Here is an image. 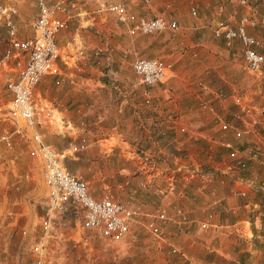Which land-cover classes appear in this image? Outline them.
Returning <instances> with one entry per match:
<instances>
[{
	"label": "crops",
	"instance_id": "1",
	"mask_svg": "<svg viewBox=\"0 0 264 264\" xmlns=\"http://www.w3.org/2000/svg\"><path fill=\"white\" fill-rule=\"evenodd\" d=\"M105 1L121 2L142 16L165 13L163 7H157L161 0ZM170 1L166 2L169 6L179 2ZM256 28L247 30L262 40ZM55 42L56 71L43 75L33 88L43 141L61 151L84 137L86 146L77 166L90 194L129 201L139 209L120 241L105 247L102 257L88 253L87 259H101L97 264H242L245 257L234 248L246 240L250 247L247 253L255 256L258 250L264 264V236L255 239L263 229L256 193L258 188L264 192V129L261 135L251 132L237 140L228 131L226 144L216 142L214 137L221 134L211 125L212 118L218 119L217 113L220 119L229 120L236 106H229L228 100H213L211 90L218 89L213 76L207 79L209 88L199 86L194 78H203L205 69L199 60L176 65L173 77L167 75L144 87L118 64L120 53L113 52L116 48L111 47L109 36L100 38L88 32L79 36L61 28ZM109 46V56L117 60L111 68L105 57ZM93 53L97 55L93 57ZM204 100L211 108L200 110ZM180 125L183 130H179ZM248 141L255 146H249ZM212 144L216 148L209 151ZM226 145L245 160L246 168L224 175L230 165L221 161ZM67 164L70 171L76 165ZM176 168L174 193L158 195L154 189L166 187V175ZM210 168L218 176L211 175ZM237 177L242 179L240 183L234 181ZM43 188L46 195L44 184ZM240 189L244 195H239ZM161 209L170 220L159 228L153 247L144 236L143 226L148 214ZM176 209H183L192 222L176 224ZM198 221L208 223L204 233H195ZM262 242L263 249L257 248ZM170 246L176 247L178 254L161 253V247ZM78 253L74 250L73 256ZM247 253L246 257L254 261Z\"/></svg>",
	"mask_w": 264,
	"mask_h": 264
},
{
	"label": "rangeland",
	"instance_id": "2",
	"mask_svg": "<svg viewBox=\"0 0 264 264\" xmlns=\"http://www.w3.org/2000/svg\"><path fill=\"white\" fill-rule=\"evenodd\" d=\"M43 1L49 5L53 0ZM67 1L72 2L73 0ZM167 1L170 0H161V3L157 6L159 8L163 7L165 13L154 12V16L161 15L165 19H174L178 26L174 32L163 30L149 34H128L125 27H122L112 14L99 11L93 3L87 0L73 1L74 4L67 6L68 11L64 12L63 15L67 17L66 26L62 30L68 33H77L79 36L81 32H88L100 38L109 36L111 47L116 48L113 49L115 50L113 52H118L120 55H116L118 61L113 56L110 57L109 54L112 53V49L110 46L107 47V53L105 54L107 65L109 64L111 68V65L117 61L118 64L121 63L128 69L127 71L132 77L136 78L137 76L130 66V62L135 57L156 58L167 61L171 63L173 68L187 61L197 63L199 60L205 67L201 72L203 78L199 75L194 78L199 86L209 88L206 82H208V78L213 76V82L218 85V89L211 90L213 91V100L216 102L228 100L229 103L227 104L229 106L231 104L236 106V109L232 110L231 114L233 115L229 120L220 119L217 113L218 119L216 117L212 118L211 125L216 129V132L221 134L214 137L215 140L218 139L216 142L222 140L226 144L228 141H225V133L228 131L236 140L250 134L251 131L249 130L248 133L244 132L236 136L235 130L241 128V123L250 121L253 117L256 118L258 116L257 112L264 111V62L257 72L242 71L237 66L240 60L239 43L234 42L231 48H226L220 39L213 37L212 29L218 25L234 26L240 15L254 14L252 17L264 15V0H243V2H239V0H178L179 2H175V5L172 6H169L171 1L169 5L166 3ZM0 2L12 4L17 11L15 18L16 35L20 38L31 35L30 23L37 14L35 0H0ZM162 2L164 3L163 6L161 5ZM190 6L195 8L196 13L194 15L190 11ZM130 11L133 10L130 9ZM255 30L256 33L260 34L258 36L262 38V40L258 38L262 43L256 51L264 56V28L257 27ZM7 42L6 29L3 24H0V52ZM94 52L96 51L94 50ZM91 55L94 57L97 54L93 53ZM203 56L205 58H202ZM108 57H110V60ZM4 79L5 74L0 77V103L6 97L2 92ZM219 93L223 96H218ZM203 102L206 107L210 106L205 100ZM246 108H248L247 111L244 110ZM199 109L204 110L203 108ZM11 125L10 119H3L0 121V131H10ZM263 129L258 128V125H256L253 133L261 135ZM12 142V147L0 146L2 159L0 165V264H35V254L30 246L40 239V230L32 224L42 214L47 204V198L44 195L38 161L27 156V147L18 138L13 137ZM215 145L208 146L209 151L214 150ZM248 145L255 146L251 141H248ZM220 146L217 144V148H220ZM231 151L228 148L221 155V161L226 162L227 165L232 164ZM233 154L235 155V153ZM81 158L82 151L65 156L63 166L72 175L85 182L83 176L79 174L82 170L77 166ZM67 161L76 163L73 170L70 171L68 164L66 166ZM210 171L211 175L218 176V172L212 173L214 171L212 168H210ZM233 172L236 171L229 174ZM170 173L173 174V172ZM158 188L162 190V193H156L161 196L174 193V190L169 191L166 187ZM129 204L133 206V204ZM52 221L51 236L45 238L43 243L44 264H97V261L99 263L101 259L92 261L93 257L87 259L86 254L90 253V256L93 254L100 258L105 247L122 239H103L95 233L94 229L82 228L80 226V210L73 205H68ZM21 230H24L23 234H21ZM196 230V234L204 233L207 227L203 231L197 228ZM143 233L154 247L153 239L155 237L147 233L146 230ZM255 239H261L259 234ZM242 241L240 240L238 246L236 245L234 248V251H238L239 254L242 253L245 257L241 263L262 264V255L257 253L258 250L255 252V256L253 253H250V255L247 253L250 251L249 244L246 240ZM76 249L79 250V253L75 258L73 252ZM160 250H162L161 253L166 255V251L169 252L168 247H161ZM246 253L249 256H254L255 260L250 261V257L248 255L246 257ZM168 254L172 255L170 252ZM164 260L166 261V258ZM167 264L171 263L168 262Z\"/></svg>",
	"mask_w": 264,
	"mask_h": 264
},
{
	"label": "built area",
	"instance_id": "3",
	"mask_svg": "<svg viewBox=\"0 0 264 264\" xmlns=\"http://www.w3.org/2000/svg\"><path fill=\"white\" fill-rule=\"evenodd\" d=\"M80 1V0H73ZM67 0H53L47 5L43 0H35L37 14L30 23L32 34L20 38L16 35L14 15L17 14L14 6L9 3L0 2V24H3L8 42L3 45L0 52V76L5 74L3 87L6 97L0 103V121L10 119L12 125L10 131H0V146L12 147V138H18L27 147V154L38 161L40 178L46 188L47 204L42 214L33 226L40 230V239L31 244L30 248L35 254V264H44V239L51 236L53 218L65 209L73 205L80 210L81 224L85 229H94L95 233L103 239L118 240L126 232L130 222L139 215V209L130 205L127 201H117L109 197L94 198L86 183L72 175L64 166L63 158L81 151L86 146L84 137L78 138L76 142L68 143L61 151L56 150L44 142L38 129L41 124L37 116V99L33 94L34 86L43 75L54 73L53 62L57 55V44L55 35L61 28L66 26V18L59 16L60 12H67V6L74 2ZM99 11L112 14L115 20L124 25L129 34H149L156 31L168 30L174 32L178 26L174 19H165L161 15L145 17L133 13L121 2L105 0H87ZM243 2V0H239ZM191 13H196L195 8L189 7ZM264 28V15L252 17V15H240L234 26L218 25L212 29L214 38L220 39L226 48H231L234 42L240 45V60L238 67L242 71L257 72L262 67L264 56L257 52L261 47V41L252 35L247 28ZM11 61V65H9ZM130 66L139 82L144 87H151L160 82L167 75L174 76L173 67L170 62L156 58L135 57ZM14 73V76L12 75ZM223 94H218V96ZM200 107L205 108L204 102ZM245 108V107H243ZM245 111L248 108L244 109ZM256 118L241 123V128L235 130V135L255 131V126L264 128V111L257 112ZM243 121V120H241ZM179 130L184 127L179 126ZM226 147L229 148L228 145ZM231 151L232 161L225 173L245 168L246 163L242 158L236 157ZM2 159L0 156V165ZM178 170H173L175 173ZM167 176L166 189L174 190L173 174ZM235 182L242 181L234 178ZM155 192L162 193L156 187ZM244 195V190H239V195ZM176 224L190 223L188 214L183 209H176ZM170 220L162 210H156L148 214L144 222V230L151 236L157 237L159 228ZM196 228L205 230L208 224L205 221L195 222ZM24 230H21V234ZM169 252L176 255L177 248L170 246Z\"/></svg>",
	"mask_w": 264,
	"mask_h": 264
},
{
	"label": "trees",
	"instance_id": "4",
	"mask_svg": "<svg viewBox=\"0 0 264 264\" xmlns=\"http://www.w3.org/2000/svg\"><path fill=\"white\" fill-rule=\"evenodd\" d=\"M256 194H257V197L259 198V202H258L259 208L258 209L260 210L261 220H262V225H263V229L260 231L259 236H264V192H262L260 188H258V191ZM260 244L263 245V242L256 244L257 248L263 249V247Z\"/></svg>",
	"mask_w": 264,
	"mask_h": 264
}]
</instances>
